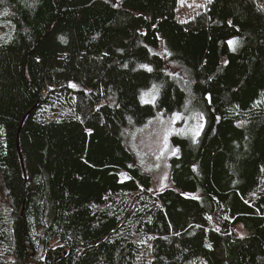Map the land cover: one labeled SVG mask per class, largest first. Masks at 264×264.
Here are the masks:
<instances>
[{
  "label": "trees",
  "instance_id": "1",
  "mask_svg": "<svg viewBox=\"0 0 264 264\" xmlns=\"http://www.w3.org/2000/svg\"><path fill=\"white\" fill-rule=\"evenodd\" d=\"M181 3L0 0V264H264V0ZM157 111L204 119L160 194L128 149Z\"/></svg>",
  "mask_w": 264,
  "mask_h": 264
},
{
  "label": "rangeland",
  "instance_id": "2",
  "mask_svg": "<svg viewBox=\"0 0 264 264\" xmlns=\"http://www.w3.org/2000/svg\"><path fill=\"white\" fill-rule=\"evenodd\" d=\"M207 0H182L178 17L182 21L188 20L193 14L199 10H203ZM5 16V11H0V19ZM0 20V42H5L11 35V29L4 26ZM170 68V67H169ZM155 88V101L144 104H155L159 97V86L153 85L144 93H153ZM145 99L151 101V96ZM142 101V100H141ZM179 115V119L175 117ZM199 128L200 134L204 126V119L201 113L196 114H165L157 111L156 115L148 120L142 127L136 129L132 134L128 143V149L134 156V165L139 167L142 172L148 174L152 178L151 191L154 194H160L172 187L169 159L175 154V148L172 144V137L179 133L182 136L193 139L192 130ZM244 123L240 122L239 126ZM167 135V147H165L164 137ZM195 137V140L199 138ZM122 178L126 179V175L122 174ZM0 202H4L3 193L0 187ZM238 235L243 236L245 233L241 227L235 229Z\"/></svg>",
  "mask_w": 264,
  "mask_h": 264
},
{
  "label": "snow or ice",
  "instance_id": "3",
  "mask_svg": "<svg viewBox=\"0 0 264 264\" xmlns=\"http://www.w3.org/2000/svg\"><path fill=\"white\" fill-rule=\"evenodd\" d=\"M208 2L211 3L212 0H208ZM5 14H7V12H5ZM236 43H237V41H229V45H230V46H231V45H234V44H236ZM142 67H146V66H142ZM148 70L151 71V69H148ZM70 86H71V87H75V85H70ZM146 96H151V101L145 99ZM155 98H156V96H155V88H154L153 93H144V94L141 96V100H142V102H144V103L154 102V101H155ZM179 118H180V117H179V115L177 114V116L175 117V119H179ZM199 128H202V125H200L197 129H193V130H192V135H193V140H194V142H195V137L199 136V134H200ZM164 140H165V145H164V146L167 147V135L164 137Z\"/></svg>",
  "mask_w": 264,
  "mask_h": 264
},
{
  "label": "water",
  "instance_id": "4",
  "mask_svg": "<svg viewBox=\"0 0 264 264\" xmlns=\"http://www.w3.org/2000/svg\"><path fill=\"white\" fill-rule=\"evenodd\" d=\"M28 114H29V113H28ZM28 114L24 117V119H23V121H22L21 127H20V129H19L18 137H20L21 130H22V128H23L24 122H25V120H26ZM18 151H19V153H20V142H19V141H18ZM20 158H21V161H22V167H23V170L25 171V167H24V163H23V160H22V155H21V153H20Z\"/></svg>",
  "mask_w": 264,
  "mask_h": 264
}]
</instances>
